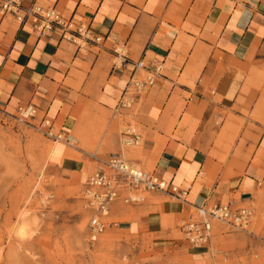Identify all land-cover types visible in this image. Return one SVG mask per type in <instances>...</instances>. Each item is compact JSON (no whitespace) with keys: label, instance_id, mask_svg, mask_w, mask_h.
I'll use <instances>...</instances> for the list:
<instances>
[{"label":"crops","instance_id":"crops-1","mask_svg":"<svg viewBox=\"0 0 264 264\" xmlns=\"http://www.w3.org/2000/svg\"><path fill=\"white\" fill-rule=\"evenodd\" d=\"M32 1L55 6L100 41H67L57 27L38 35L30 21L0 15L3 110L13 113L30 102L37 119L47 117L54 127L66 110L58 129L72 136L70 113L79 116L74 129L83 136L87 114L105 118L111 111L120 126L113 113L131 62L162 64V75L134 105L141 138L140 129L146 132L142 158L135 161L185 190L186 201L146 204L125 229L158 235L155 246H161L170 242L163 217L190 205L257 202L264 211V0H23ZM117 49L123 51L119 65L113 61ZM119 138L105 134L99 146L123 156L128 147ZM65 152L56 145L51 153L59 175L71 179L78 173L85 181L84 164L63 157ZM191 255L203 263L205 254Z\"/></svg>","mask_w":264,"mask_h":264},{"label":"rangeland","instance_id":"rangeland-1","mask_svg":"<svg viewBox=\"0 0 264 264\" xmlns=\"http://www.w3.org/2000/svg\"><path fill=\"white\" fill-rule=\"evenodd\" d=\"M107 112L105 118L100 114L84 116V136L74 129L79 116L70 113L68 123L76 139L72 146L52 141L32 125L0 114V264H197L191 255L196 250L205 254L201 255L202 264H264V211L258 209L257 202L251 204L255 212L246 231H226L215 225L209 243L194 249L184 241L178 227L187 211L163 217L162 228L170 240L165 245L155 246L158 235L125 229L143 215L140 207L170 197L148 192L138 205L125 204L120 198L111 205L107 217V222L116 225L111 223L96 240L90 241V213L81 199L87 178L81 182L78 173L71 179L62 178L57 171L59 160H54L51 153L56 145L65 146L63 157L80 160L86 177L104 168L101 161L110 155L99 142L105 134L119 133L116 119H112L111 111ZM66 115L65 110L55 123V130ZM31 122L37 123V119ZM140 130V145L128 147L123 157L147 171L152 168L135 161L144 152L146 132Z\"/></svg>","mask_w":264,"mask_h":264},{"label":"built area","instance_id":"built-area-1","mask_svg":"<svg viewBox=\"0 0 264 264\" xmlns=\"http://www.w3.org/2000/svg\"><path fill=\"white\" fill-rule=\"evenodd\" d=\"M0 15H13L20 22L30 21L38 35H44L57 27L61 29V37L67 41H90L98 43L99 37L91 38L88 29L76 25L71 20L61 17L55 6H43L36 1L25 4L23 0H0ZM84 43V42H83ZM120 60L123 51L117 49ZM117 58V59H118ZM117 64V62L115 61ZM131 75L118 98L113 115L120 122L119 141L123 147H135L141 143V134L135 125L134 105L155 84L162 75V64L146 65L141 59L131 62ZM137 70H145L143 77L135 75ZM3 117H11L19 123L32 125L42 135L52 141H62L67 145L76 144V139L65 128L55 130L53 122L47 117L37 119V109L34 104L17 105L13 113H6L0 108ZM37 119V123H32ZM104 168H98L84 182L81 191L83 207L89 211L87 234L90 241L112 222H107L111 205L122 199L125 204L138 205L144 199V193H162L176 201H186V191L176 185L167 183L154 172H149L130 163L120 154L110 155L101 161ZM51 197L47 195L46 201ZM187 216L182 217L178 227L184 241L194 249L204 248L210 241L215 225L226 231H246L254 215V207L237 206L233 202H208L190 205ZM116 225L112 223L111 226Z\"/></svg>","mask_w":264,"mask_h":264},{"label":"bare ground","instance_id":"bare-ground-1","mask_svg":"<svg viewBox=\"0 0 264 264\" xmlns=\"http://www.w3.org/2000/svg\"><path fill=\"white\" fill-rule=\"evenodd\" d=\"M120 61H121L120 58H118L117 61H116L118 65L120 64ZM55 142H58V141H55ZM59 142H61V141H59ZM80 204H81V203H80ZM129 205H130V204H129ZM21 230H22V227H21ZM24 230H25V229H24Z\"/></svg>","mask_w":264,"mask_h":264}]
</instances>
